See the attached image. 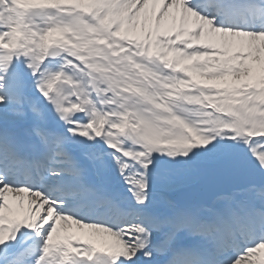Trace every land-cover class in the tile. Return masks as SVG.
<instances>
[{
	"label": "snow or ice",
	"instance_id": "snow-or-ice-1",
	"mask_svg": "<svg viewBox=\"0 0 264 264\" xmlns=\"http://www.w3.org/2000/svg\"><path fill=\"white\" fill-rule=\"evenodd\" d=\"M0 264H264V0H0Z\"/></svg>",
	"mask_w": 264,
	"mask_h": 264
}]
</instances>
